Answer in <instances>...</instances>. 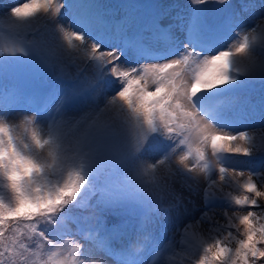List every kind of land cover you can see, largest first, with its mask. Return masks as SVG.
<instances>
[{
  "label": "snow or ice",
  "instance_id": "6c2138e0",
  "mask_svg": "<svg viewBox=\"0 0 264 264\" xmlns=\"http://www.w3.org/2000/svg\"><path fill=\"white\" fill-rule=\"evenodd\" d=\"M210 5L224 7L213 11ZM137 7L126 4L122 17L110 20L106 18L109 13L104 12L96 0H26L18 6H10L6 15L18 34L48 21L55 28L44 35L50 36L52 41L62 39L69 50L83 52L96 61L98 68L113 64L107 73H101V79L110 74L121 87L107 100L105 108L119 101L122 108L126 107L130 121L135 122L138 136L147 139L150 133H158L172 139L174 133L183 135L195 130L200 143L197 161L204 160L209 146L213 155L224 159L230 154L251 156L254 149L240 143L248 139V133L235 130L243 126L242 118L252 107L244 92L256 81L264 83V55L258 61L253 59L257 41L264 50V17L255 16L251 25L245 23L252 13L253 0H241L239 10L229 0H191L183 14L177 13L175 17L162 8L138 13ZM61 9H65L64 15L70 18L75 31L57 24ZM164 16H170L167 25L161 23ZM257 29L259 36L255 34ZM177 30L182 33L179 40ZM229 34L238 39L227 50L201 56L217 48ZM86 38L94 40L90 50L83 47ZM111 41L119 45L118 53L114 49L97 54L102 43ZM47 43L18 40L4 51L17 58L16 64L40 74L50 68L43 56ZM177 43L184 45V52L170 63L128 68L114 64L122 55H132L137 60L162 59L177 50ZM11 65L0 53V76L8 75ZM181 66L192 69L194 75L190 80H183L182 73L175 70ZM150 79L155 85L154 91H148ZM98 87L77 81L63 94H50L46 104L58 102L50 114L46 131L39 123L41 102L38 98L28 96L19 88L0 91V264H49L55 255L51 249H55L58 242L33 228L32 234L40 240L35 241L36 247L31 249L17 238L20 225L43 222L51 228L58 227L63 222L61 214L69 204L78 201L85 185L90 184V177L124 155L120 129L102 119L105 108L91 95ZM77 94L82 96L87 114L81 122L83 131L74 149L77 155L72 156L65 147L67 121L63 119V110ZM26 112L36 114L29 116ZM198 119L204 120L207 126L201 127ZM184 142L179 141L181 145ZM45 149L46 154L42 155ZM186 160L187 156L182 155L178 163L192 173L194 168H189ZM218 172L220 181L229 176V169L223 165ZM244 175L233 170L234 179ZM255 175L257 173L249 170L240 185L246 194L235 197V205L259 207L256 197L264 198V191L257 188ZM236 182L239 184L238 180ZM215 183L213 180L212 184ZM208 194L205 190V195ZM235 215L237 231L243 226L242 238L229 232L201 242L203 255L197 252V264H264V212H237ZM206 216L208 212L202 215ZM9 221L13 225L11 237L5 234ZM45 244L50 246L51 252L47 259ZM95 261L85 258L86 264Z\"/></svg>",
  "mask_w": 264,
  "mask_h": 264
},
{
  "label": "rangeland",
  "instance_id": "374dc122",
  "mask_svg": "<svg viewBox=\"0 0 264 264\" xmlns=\"http://www.w3.org/2000/svg\"><path fill=\"white\" fill-rule=\"evenodd\" d=\"M24 2L26 0H0V53L12 63L8 75L0 76V91L19 88L28 96L38 98L41 102L39 123L45 131L50 114L58 102L46 104L50 94H63L77 81L98 85L97 91L91 95L101 108H105L107 100L121 87L117 78L110 74L101 79V73H107L113 64H106L103 69L98 68L96 61L83 52L69 50L62 39L52 41L50 36L44 35L51 33L55 28V25L48 21H42L33 29L18 34L6 14L10 12V6H18ZM96 3L102 5L103 11L109 13L106 18L111 20L122 17L126 4L137 5L138 13H149L162 8L167 10L171 17H175L177 13L183 14L191 0H96ZM229 3L237 10L241 6V0H229ZM253 4L252 13L245 14L248 15L245 21L248 25H251L255 16L264 17V0H253ZM210 7L215 11L224 6ZM64 12L65 9H61V14L56 17L57 24L75 31L76 29L71 27L70 18L64 15ZM170 16L162 17V25L168 24ZM255 34L259 36L260 30L257 29ZM181 37L182 33L177 30L178 40ZM237 39V36L229 34L217 48L201 53V56L227 50ZM18 40L47 41L43 56L50 65L49 70L34 74L29 67L16 64L17 58L11 57L4 49ZM93 42L92 38H86L83 47L90 50ZM259 43L257 41L255 45L256 54L253 57L257 61L264 55ZM114 49L119 52L117 42L102 43L97 54ZM176 49L172 55L162 59L137 60L132 55H122L114 64L128 68L170 63L180 58L184 45L177 43ZM175 70L182 73L183 80H190L194 75L192 69H185V66ZM154 90L155 85L150 79L148 91ZM263 93L253 86L244 92L252 107L242 118L243 126L235 130L248 133V139L240 143L251 146L254 149L252 155L230 154L227 159L213 155L209 146L205 149L204 160L197 161L196 151L200 143L195 130L184 132L183 135L174 133L172 139H165L158 133H150L147 139L138 136L135 122L130 121L126 107L122 108L119 101L115 105H107L102 119L120 129L124 155L116 163L102 168L90 177L91 182L85 185L78 201L69 204L61 214L63 222L58 227L51 228L43 222H24L20 225L17 238L22 239L31 249H35V241L40 240L32 234V229L36 228L38 231H44L54 242H58L57 247L51 249L55 255L49 264H60L61 261L64 264H86L85 258L100 260L103 264H197V252L203 255L201 242L210 237L228 235L229 232L237 238H242L243 226L239 231L234 226L238 224L235 213L264 212V198L261 197H256L259 207L237 206L234 203L235 197L246 194V190L240 185L247 178L249 170L257 173L253 179L257 188L264 191ZM25 114L31 116L36 113ZM86 114L87 108L79 94L63 110V119L67 121L65 147L69 155H77L74 149L82 134L81 122ZM198 123L201 127L207 126L204 120L198 119ZM181 139L185 141L182 145L179 143ZM182 155L187 156L189 168H194L192 173H188L178 163ZM160 161L164 163L161 164ZM222 165L229 169V176L224 181H220L218 172ZM233 170L235 173L244 172L245 175L236 176L234 179ZM165 176L170 178L165 180L162 178ZM213 180L216 181L215 184H212ZM205 190L209 193L207 196ZM206 212L208 216L202 217ZM9 222L5 234L11 237L13 225ZM140 245H143L141 250ZM94 246L96 247L93 249ZM49 249L50 246L45 244V259L51 254Z\"/></svg>",
  "mask_w": 264,
  "mask_h": 264
},
{
  "label": "trees",
  "instance_id": "16d2710c",
  "mask_svg": "<svg viewBox=\"0 0 264 264\" xmlns=\"http://www.w3.org/2000/svg\"><path fill=\"white\" fill-rule=\"evenodd\" d=\"M260 48L262 49L261 44L259 43ZM263 51V50H262ZM257 91H260L261 93L264 92V83H260L259 81H256L253 85H252ZM264 94V93H263ZM10 223V222H9ZM34 260H36V258H33ZM258 264H262V262H258Z\"/></svg>",
  "mask_w": 264,
  "mask_h": 264
},
{
  "label": "clouds",
  "instance_id": "9594fccd",
  "mask_svg": "<svg viewBox=\"0 0 264 264\" xmlns=\"http://www.w3.org/2000/svg\"><path fill=\"white\" fill-rule=\"evenodd\" d=\"M46 151H47V150L45 149V153H42V155H43V154H46ZM94 264H103V262L100 261V260H97V261L94 262Z\"/></svg>",
  "mask_w": 264,
  "mask_h": 264
},
{
  "label": "bare ground",
  "instance_id": "6f19581e",
  "mask_svg": "<svg viewBox=\"0 0 264 264\" xmlns=\"http://www.w3.org/2000/svg\"><path fill=\"white\" fill-rule=\"evenodd\" d=\"M195 182V181H194ZM195 207H197V206H195ZM143 245H140L139 246V250H141V247H142ZM96 246H94V247H92L93 249L95 248Z\"/></svg>",
  "mask_w": 264,
  "mask_h": 264
}]
</instances>
